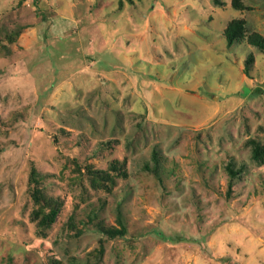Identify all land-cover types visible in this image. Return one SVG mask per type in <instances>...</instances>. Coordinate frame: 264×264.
I'll return each mask as SVG.
<instances>
[{
    "label": "rangeland",
    "instance_id": "374dc122",
    "mask_svg": "<svg viewBox=\"0 0 264 264\" xmlns=\"http://www.w3.org/2000/svg\"><path fill=\"white\" fill-rule=\"evenodd\" d=\"M242 4L0 0V264H264V53L223 37L264 38V0Z\"/></svg>",
    "mask_w": 264,
    "mask_h": 264
},
{
    "label": "trees",
    "instance_id": "16d2710c",
    "mask_svg": "<svg viewBox=\"0 0 264 264\" xmlns=\"http://www.w3.org/2000/svg\"><path fill=\"white\" fill-rule=\"evenodd\" d=\"M231 6L235 10H242L244 8L242 0H231ZM246 23L241 19H233L229 21L223 30V37L228 48L239 45L242 43L248 44L249 46L256 48L260 52L264 53V38L256 33L249 35L245 34ZM252 64V56L249 55L245 61V71H248ZM252 144V157L255 160L264 159V147L259 146L254 141H250ZM126 171L125 162L113 161L107 168V171L99 172L96 174H107V181L111 182L110 174H123ZM230 183L229 189L232 187V181L238 176V173L232 169H228ZM31 185H33V196L37 199L38 190L37 182L34 178L30 179ZM56 214V213H53ZM121 226V225H120ZM103 233L107 236L113 238L116 236H123L125 234V229L121 226L119 229L107 228L102 229Z\"/></svg>",
    "mask_w": 264,
    "mask_h": 264
}]
</instances>
